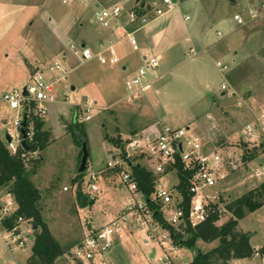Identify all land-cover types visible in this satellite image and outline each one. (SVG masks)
<instances>
[{
    "label": "rangeland",
    "instance_id": "374dc122",
    "mask_svg": "<svg viewBox=\"0 0 264 264\" xmlns=\"http://www.w3.org/2000/svg\"><path fill=\"white\" fill-rule=\"evenodd\" d=\"M149 1L73 0L64 3L62 0H28L9 8L8 18L0 21V91L22 89L30 81L25 63L19 58L25 44L32 50V55L40 57L44 54L42 61L32 65L31 74L37 68L45 69L56 58L55 56L64 57L66 60L64 62L67 68L66 79H58L63 74L60 70L47 73V77L54 81L57 98L54 102L47 104V115L39 116L45 120L43 130L48 133L44 138L45 148L30 151L26 155L30 177L41 192L39 203L42 215L55 238L66 249V253L59 257L55 264H79L70 255L72 248L93 233L97 225L108 224L136 207L134 194L121 181L120 172L114 169L104 170V168L109 159V153L118 154V156L121 154V146L110 142L106 136L121 137L124 142V136L140 130L141 123L137 124L138 121L134 116L126 117L115 109L112 110L103 105L99 107L92 102L99 91L106 92L111 89L110 79L107 78L111 69L108 64L101 63L98 57L86 61L76 58L68 61L73 55L69 51V45L72 42H78L75 37L77 33L84 34L89 30H92L91 35L93 36L105 35L106 45L113 39L117 31L116 19H112L106 28L98 24L94 19L95 7L119 4L126 13L129 9L138 10L140 4L141 7L145 6L149 9ZM251 9L257 12V16L250 17ZM235 12L242 13L246 21L238 23L233 18ZM186 14L189 15L187 20L185 19ZM170 16L174 23L179 20H184L186 24L199 23L203 30H207V37H210L212 42L216 41L213 45L218 48L225 46L226 42L231 43L229 56L220 60L222 64L227 65L228 69L220 68L222 75L220 79L222 80L219 81L218 88L215 90L217 103L215 101L213 105L214 119L209 121L207 115H204L203 101L196 103L195 99H189L173 112L176 124H168L176 127L189 126L194 132L201 134L195 123L197 118L200 124H206L204 130H201L205 142L225 158L226 166L222 173L226 177L220 179V184L216 187L207 190L208 194L214 195L216 190L221 189L217 204L220 211L217 224L221 225L231 216L225 208L226 204L264 181V175L256 176V172L264 165V123L261 124L259 121L264 113V0H176L169 13L158 19H167V17L169 19ZM127 17L122 14L119 18L123 20ZM138 35L139 33L135 34V36ZM101 40L103 41L104 38L101 37ZM188 44L192 45L193 42ZM188 44L185 51L189 52L191 45ZM13 50H16L14 52L17 55L13 53ZM105 54L108 56V53ZM139 54L140 51L137 50L131 53L128 51L125 60L116 65L117 71L112 74V77L117 80V89L114 94L117 99L131 95L126 87V81L135 76L140 66L144 65V62L141 64L139 60ZM32 55H30L31 58ZM123 62L128 65L127 70L122 68ZM36 65L38 66L35 67ZM151 71L153 70H150L148 74L149 80L152 79ZM222 83H228L236 90L234 98L227 93L225 96L219 94L223 91ZM73 86L76 89H72ZM231 87L229 89H232ZM219 103L228 109L226 118L220 116ZM88 104L92 106L91 119L80 122L79 119L85 115L83 106ZM16 115V110L12 109L8 103L0 102L1 136L5 139L6 130L13 136V141L7 142L12 153L17 152L21 146L20 129L14 123ZM248 122L256 126L252 137H247L244 133ZM81 126L86 129L89 143L88 169L84 175L83 190L89 194L88 197L96 198L95 202L86 208L79 207L76 198L82 146L76 138L78 136L74 133H77ZM32 127L34 128V124ZM103 140L107 145L106 150L103 147ZM28 142L30 143V139ZM246 148L258 154L254 160L243 159ZM139 158L133 155L128 159L133 163L140 161L150 168L148 161H142ZM93 171L97 173L95 180L90 179ZM176 179L177 174L174 172L164 176V186L170 180L175 181ZM93 182L98 185L96 192L91 188ZM65 186L69 189L65 190ZM3 190L6 191V189ZM162 209L165 216L171 210L164 208L163 205ZM2 222H0V264H13V261H16V264H28L35 233L32 221L26 219L25 223H21V239L24 245L12 241L10 231L3 228ZM129 224L134 225L133 222ZM149 224L150 230L145 226H138L147 229L148 237L156 241L148 245L141 240L138 241L143 260L139 258L137 261L134 253L136 248L123 245L120 242V234H115L114 246L102 256L106 264H138V262L140 264H162L158 261L161 254L160 247L163 248L161 231L152 229L157 225L155 218ZM115 227L117 233L124 228L120 223ZM184 227L185 224H181L176 226V229L184 232ZM239 227L242 228L239 229L240 231L252 234L253 247H260L259 255L255 253L256 255L239 260L242 264H263L264 251L261 248L264 246V206L240 219ZM116 240L119 241V245L116 244ZM156 244L160 247L158 248ZM219 244V240L210 243L198 240L197 248L208 251ZM6 248L15 253L16 259ZM153 248H157L156 257H151ZM193 253H195L194 249L183 247L177 259L172 260L170 256L167 261H170L169 264H190ZM221 261L222 259L218 256L214 260L215 264ZM81 264L94 263L81 262Z\"/></svg>",
    "mask_w": 264,
    "mask_h": 264
},
{
    "label": "built area",
    "instance_id": "2783aa9c",
    "mask_svg": "<svg viewBox=\"0 0 264 264\" xmlns=\"http://www.w3.org/2000/svg\"><path fill=\"white\" fill-rule=\"evenodd\" d=\"M64 3L72 2L73 0H62ZM176 0H150L148 3L149 9L144 6V11L140 12L137 9H129L126 13L123 7L119 4L112 6L101 5L94 8V19L102 26H109L112 19H116V33L113 39L108 43L111 56L103 55L102 51H94L90 45L81 42H72L69 45L70 52L80 61L91 60L98 57L102 63L116 64L119 62V57L115 54L114 45L117 41L129 38L135 50L139 49V45L133 33L135 30L142 28L152 18L161 16L170 11ZM250 17L257 16L254 9L250 11ZM127 15V18L121 20L119 17ZM189 15H187V18ZM233 18L238 23L246 21L244 15L240 12H235ZM118 19V20H117ZM134 28V29H132ZM220 34V32L218 33ZM64 57H56L50 62L46 68H37L30 81L22 88L9 91H0V102L8 103L10 107L16 110L15 126L19 129L22 127L24 114L26 111L27 119L35 116H46L48 112V103L54 102L57 98L54 90V81L47 77V73L53 71H63V74L58 79H66L67 68L65 67ZM160 58L157 55H146L144 65L141 66L135 76L126 81V87L131 94L138 93L139 90H144L150 84L148 74L150 70H156L159 67ZM217 65L222 70H227V65L217 61ZM228 83H222L221 89L225 91L231 98L235 97L236 90ZM85 115L79 119L80 122H86L91 119L90 104L83 106ZM262 117V118H261ZM259 118L261 124L264 123V113ZM30 125L28 140H32L34 136V128ZM256 130L254 123L248 122L245 125L244 133L247 137H252ZM121 154H113L108 159L104 170L114 169L120 172L121 181L134 194L136 207L129 213L124 214L118 219L112 220L94 230L93 233L82 239L72 250L70 255L77 262H90L97 257L103 256L114 245V236L117 233L116 225L118 223L123 227L133 222L136 226H145L150 230L149 222L154 219L153 210L148 206L146 197L138 188L136 175L133 171V162L128 158L133 155L140 157V160H146L149 164V169L158 177L153 199L160 202L164 208H170L165 219L173 226H179L187 220L193 227L208 220V218L216 211L215 205L219 203L221 189L215 191L214 195L207 193L208 189L214 188L219 183L220 179L226 177L222 171L225 168V158L216 150L212 149L206 142L204 137L194 132L189 126L176 127L164 124L162 129L156 134L138 133L134 136L126 138L123 146L120 147ZM182 165L183 171L188 173V192L190 195V206L188 212L185 211L181 202L183 200L180 192L175 188L163 186L160 182V177L169 173H176L179 182V165ZM97 173H91V180H95ZM264 175V167H261L256 172V176ZM91 188L94 192L98 190V185L93 182ZM69 187L65 186V190ZM143 198V200H140ZM18 203L14 196L0 189V222L11 217L18 210ZM218 208V206H217ZM165 212V209H164ZM186 217V218H185ZM26 222V218L19 216L16 224L7 229L13 237V242H19L24 245L21 239V223ZM157 225L153 226V230L161 231V244L163 253L158 258L162 264H169L170 250H175L177 246L173 243L170 232L156 221ZM155 227V228H154ZM161 228V230H160ZM259 249H256V254ZM255 254V255H256ZM233 264H242L237 259Z\"/></svg>",
    "mask_w": 264,
    "mask_h": 264
},
{
    "label": "crops",
    "instance_id": "0c3cea01",
    "mask_svg": "<svg viewBox=\"0 0 264 264\" xmlns=\"http://www.w3.org/2000/svg\"><path fill=\"white\" fill-rule=\"evenodd\" d=\"M27 1L28 0H0V21L6 20L8 18L9 8L14 7L15 4L17 6L20 3L22 4ZM168 13L169 11L165 14ZM165 14L161 16H164ZM187 15L188 14L185 15L186 20L188 19ZM158 17L152 18L146 25L135 30V32L133 33V37H135L137 44H139V49L137 51H140L139 60L141 64H143L146 55L153 54L159 56L160 58V64L158 67L159 69L157 68L150 73L152 79L150 80L149 86L144 90H139L136 94H131L132 96L126 95L121 97L120 99H117V96L114 95L117 89V80L112 77V74L116 73L117 71L116 65L125 60L128 51L129 53H131V51L133 52L135 50L134 47L132 48L133 45L131 43V40L129 38H124L117 41L114 45V51L115 54L119 57V62L116 64L104 63L108 64L111 69L110 74L107 76V78L110 79L111 89L107 90L106 92H96L98 95L95 97L94 101H92L99 107L103 105L104 107H107L109 109H115L119 112V114H122L126 117L129 115L134 116L138 121L137 124L141 123L139 125L141 127L140 130L130 132L128 135H125V139L141 132L144 134H156L162 129V126L164 124H176L173 112L176 108L187 102V100L189 101V99H195L196 103L203 101L202 107L205 111L203 112L204 115H207L209 121L211 119H214L215 114L213 112L215 111L213 109V105H215V101L217 103V95L215 93V90L216 88H218L219 81L221 82L222 80L220 79L221 69L217 65V61L229 56L231 43L226 42L225 46H219L218 44V48L216 45H213L216 41L213 40L212 42V40H210V37H207V30H203L201 26H199V23L196 24L197 22H195L186 24L184 20H179L178 22L174 23L171 19V16L169 19L167 17V19L165 18L162 20H159ZM208 30L210 29L208 28ZM91 31L92 30H89V32H86L84 34L82 32L77 33V35H75L77 41L83 44L90 45L94 51H102L103 55H106L105 53H108V56H111L112 54L110 53V50L106 45L107 38L105 37V35L99 34L97 36H93L91 35ZM138 33L139 35L135 36V34L137 35ZM101 37L104 38L103 41L101 40ZM190 42H193V44H188ZM129 43H131L132 46ZM187 44L189 46L191 45L189 52L185 51ZM21 50L23 51H21V55L19 58L24 61L25 65L23 64V62L22 64L26 67V72L31 79V70L33 68L32 65L38 64L40 61H42L44 54L40 57L37 55H32V50L30 49V47L27 48L26 44ZM14 51L16 50H13V53L17 55V53H15ZM30 55H32L33 57L31 58ZM74 58L78 59L76 56L71 55L68 61H70L71 59L73 60ZM122 65V68L124 70H127L128 65L125 62H123ZM37 66L38 65H36L35 67ZM72 89H76V87L73 86ZM219 94L221 96L227 95L225 91H220ZM130 96L132 97L131 99ZM119 104L121 105L118 106ZM219 109L220 116L222 118H226V111H228L227 107L219 103ZM197 120L198 119L196 118L195 123L202 135L203 132H201V130H204L203 128L206 126V124H200V122H198ZM1 129L2 128L0 126V135L2 134ZM103 147H105V150L107 149L105 141ZM112 155L113 153H109L108 158H111ZM262 167H264V165ZM167 175H170V173ZM160 182L163 186L165 185L164 176L161 178ZM177 184L178 176L175 181L170 180L169 182H167L166 187H174L176 189ZM86 194L89 195L88 193ZM99 227L101 226L97 225L95 230ZM130 227L133 229H131ZM239 229L242 228L239 227ZM116 234H120V242H122L123 245L126 244L127 247L136 248V251L134 252L136 257H134L135 259H137V261H139V258L143 260V257L141 256L142 254L140 252L141 248L138 244L139 240L143 241L145 245H148L151 242L156 243V241L148 237L147 229L130 224L124 226L123 230L121 232L119 231ZM249 236L251 242L252 234H250ZM118 243L119 241L116 240L117 245H119ZM156 245L158 246V248L160 247L158 244ZM181 248L183 247L177 246L175 250H170L169 253L173 258L172 260L178 258V253L180 252ZM253 248L259 249L260 247ZM160 249L159 250L161 251V256L163 253V249L161 247ZM8 251L12 254V257L16 259L15 253H12L11 250ZM152 254L154 255L152 256ZM157 254V248H153L151 257H156ZM257 254L259 255V252ZM193 257L190 260V264L193 260ZM255 257L253 258L255 259ZM262 258L264 259V255ZM103 260L104 258L101 256L99 259L90 262L94 264H106L105 260ZM137 261L134 260L135 263H137ZM14 262L15 264L17 263L16 261H13V264ZM78 263L81 264V262ZM138 264L140 263L138 262Z\"/></svg>",
    "mask_w": 264,
    "mask_h": 264
},
{
    "label": "trees",
    "instance_id": "16d2710c",
    "mask_svg": "<svg viewBox=\"0 0 264 264\" xmlns=\"http://www.w3.org/2000/svg\"><path fill=\"white\" fill-rule=\"evenodd\" d=\"M138 10L140 12L144 11L141 4L138 6ZM31 123L34 124V136L30 140V144L35 146L30 151L45 148L44 138L48 135L43 130L45 120L38 116L32 119L28 118L25 126L26 131H29ZM77 133L74 134L78 136L76 138L82 145L81 135L88 138L85 127L81 126ZM106 138L118 146H123L121 137L110 138L106 136ZM30 151L19 146L17 152L12 153L8 148L7 141L0 135V189H6L7 192L11 193L19 205L18 210L11 217L3 220L2 226L4 229H11L16 224L19 216L31 220L36 228L32 254L28 258V264H55L57 259L66 253V249L55 238L48 222L42 215L39 203L41 192L30 177L26 161V155ZM80 155H82V150ZM257 155L255 151L246 148L243 159L251 161ZM132 168L136 175L138 188L144 193L148 206L153 210L155 220L162 228L170 232L173 243L176 246L195 250L191 264H215L214 260L217 256L222 259L219 264H233L237 259L251 257L255 254L256 250L250 242L249 233L240 231L238 227L240 219L264 206V181L226 204L225 208L231 213V216L224 224H217L220 218V211L215 205L216 211L208 220L195 227L185 220L184 232H181L168 223L164 217L162 204L153 199L158 177L140 161L133 163ZM84 175L85 172L79 173L78 181L83 179ZM178 175L179 182L176 185V189L183 197L180 205L188 212L190 206L188 173L183 171L181 164L179 165ZM89 199L91 205L96 198L89 196ZM185 235L188 236L186 237ZM198 240L209 243L219 240L220 244L211 250L203 251L197 248ZM261 249L264 251V246Z\"/></svg>",
    "mask_w": 264,
    "mask_h": 264
},
{
    "label": "water",
    "instance_id": "95a60500",
    "mask_svg": "<svg viewBox=\"0 0 264 264\" xmlns=\"http://www.w3.org/2000/svg\"><path fill=\"white\" fill-rule=\"evenodd\" d=\"M137 1L139 2L140 0H137ZM26 123H27V115H26V111H25L23 122H22V127L20 128V134H21L20 144L25 150L30 151L34 148L35 145L30 144L28 142V134H27L26 129H25ZM81 138H82V145H81L82 146V149H81L82 150V156H81V161H80V164L78 167V174L86 172V170L88 169V160H89L88 138H86L83 135H81ZM5 139L7 142H12V139H13L7 130H6ZM83 183H84V178L78 182V185L76 188V198H77V203H78L79 207L86 208L90 204V199L83 190ZM34 228H36V227H34ZM248 235H250V234H248ZM153 255L154 254H152V256Z\"/></svg>",
    "mask_w": 264,
    "mask_h": 264
}]
</instances>
